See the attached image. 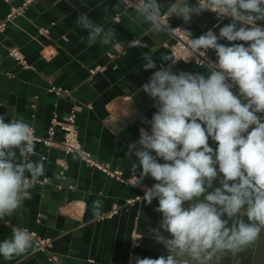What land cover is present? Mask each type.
<instances>
[{"label":"crops","instance_id":"crops-1","mask_svg":"<svg viewBox=\"0 0 264 264\" xmlns=\"http://www.w3.org/2000/svg\"><path fill=\"white\" fill-rule=\"evenodd\" d=\"M22 1L0 0V20ZM160 2L166 7L173 0ZM196 2L187 0L189 4ZM117 3L118 0H38L0 32V105H3L0 116H5V122L23 116L38 135L44 136L54 114L61 120L77 108V128L84 148L101 163L129 176L133 173L132 163L137 162L135 155L126 156L129 145L139 140L141 128L151 132L149 122L157 111L156 101L142 86L161 67H171L174 73H199L205 77L210 67L163 60V55L171 56L169 47L173 39L169 31L149 32L147 24L133 23L122 15L115 7ZM79 13H86L94 23L115 28L114 43L88 46L87 31L75 23ZM167 22L171 27H183L191 32L192 38H198L210 29L219 35L220 27L232 21L205 11L187 24L175 16H167ZM42 29L48 33H41ZM130 41L137 46L128 47ZM140 43H146L147 47H139ZM218 43L247 46L246 42L224 39ZM117 45L124 47V51L119 53ZM10 48H18L30 68L10 57ZM207 51L217 58L214 50ZM146 52L152 55L156 68L144 70ZM51 87L65 92L58 95ZM233 92H238V86ZM257 115L264 118V113ZM62 138L63 133L58 129L55 140L60 142ZM208 142L216 149V142L211 138ZM35 151L38 155L33 160L39 155L47 157L45 174L40 180L48 179V182L36 183L30 189L31 198L13 215L0 220V241L10 238L13 228L20 227L39 237L51 238L52 245L48 253L37 249L33 242V249L12 260L0 256V264H118L127 257L136 218L142 234L137 258L167 256L165 247L156 243L151 233V229H159L162 219V214L155 211L158 200L154 199L150 205L143 199L128 205L130 199L143 195L140 188L87 166L77 154H66L62 147L37 143ZM63 161L68 164L64 176L60 173ZM158 162L165 163L159 158ZM140 171L138 168L135 174L140 176ZM155 183L150 176L141 180L144 189ZM70 185L76 188L71 189ZM219 186L217 179L208 191ZM96 200L103 204L102 217L114 207L119 208L118 213L111 218L97 219L93 215ZM73 201L85 205L80 216L67 214L72 206L63 208ZM190 203L184 202L183 207H189ZM163 235L170 238L167 232ZM221 264L235 262L226 257ZM240 264H264V233L252 248L241 254Z\"/></svg>","mask_w":264,"mask_h":264},{"label":"clouds","instance_id":"clouds-1","mask_svg":"<svg viewBox=\"0 0 264 264\" xmlns=\"http://www.w3.org/2000/svg\"><path fill=\"white\" fill-rule=\"evenodd\" d=\"M115 7L133 23L147 24L151 33L176 31L165 24L166 16L179 17L185 24L205 11L231 18L219 35L209 30L192 38L190 31L183 30L192 56H205L211 49L217 60L207 77L174 73L171 67L153 72L142 86L156 101L151 132L141 128L139 140L129 145L126 156L137 158L132 171L141 170L140 180L150 176L156 181L142 199L149 205L158 200L155 211L162 219L159 229L151 233L168 253L155 259L137 258L135 264H221L226 257L240 264L241 254L264 233V118L257 115L264 113V27L258 23L264 21V0H197L195 4L173 0L166 7L160 0H118ZM75 23L87 31L88 46H109L115 41V28L94 23L86 13H79ZM221 39L247 46H225L218 43ZM135 46L128 42V47ZM162 59L177 61L164 55ZM143 60L144 70L156 68L148 52ZM209 138L217 143L216 149L209 146ZM37 142L23 116L9 122L0 116V220L31 198L30 189L45 174L47 157L32 159L38 155ZM217 179L220 186L209 192ZM184 202L191 203L185 208ZM102 208L100 200L93 202L97 219ZM30 249L33 235L20 227L0 241V256L5 260Z\"/></svg>","mask_w":264,"mask_h":264},{"label":"built area","instance_id":"built-area-1","mask_svg":"<svg viewBox=\"0 0 264 264\" xmlns=\"http://www.w3.org/2000/svg\"><path fill=\"white\" fill-rule=\"evenodd\" d=\"M6 1H9V0H6ZM36 1L38 0H23L19 6H12L9 12L7 13L6 17L0 20V32H4L9 24L13 23L17 17L23 15L26 9L30 7ZM212 13L216 17H218L215 12H212ZM218 18L219 19H231L229 17H224V18L218 17ZM164 22L165 24L168 23L167 16L164 18ZM260 25L264 27V23H261ZM171 28L173 29L177 28L175 32L169 31L173 39V43L170 45L169 49L171 52V57L177 60L175 64L186 63V64H194L198 67H203V66L210 67L211 64L216 62L217 58L212 57L208 53V51L206 52L205 56H199L198 53L192 56V52L189 47L188 37L183 31L184 30L183 27L177 26V27H171ZM40 32L43 34L48 33L46 29H42ZM117 50L119 51V53H121L124 51V47L117 45ZM8 54L10 57H12L16 62H18L23 67L30 68V65H28L25 56L22 54V52L18 48H10L8 50ZM186 59L187 61H185ZM103 69L104 68H101L99 70H103ZM96 72H97V69L91 71L92 74H95ZM50 90L55 92L58 95L65 92L62 88H56V87H51ZM77 116H78L77 108L72 109L71 112L65 117H63V119L61 120L59 119V116L57 114H54L53 117L51 118V122L48 128L47 134L44 136L38 135L34 127H32L34 130L35 136L38 138L37 143L43 144L47 147H62V149L65 151L66 154H77L80 157L81 161L85 163L87 166L98 169L104 172L109 177L115 178L126 185H133L135 187L140 188L143 191V195L139 196L141 197V199L139 197L135 199H130L127 202V204L132 205L136 201H141L145 194L146 188L145 189L143 188L141 184V180L139 179L140 176L134 173H132L129 176H125L123 171L110 168L108 165L101 163L89 151H87L79 139V132L77 128ZM58 129L63 133V138L60 142H57L55 140V135ZM60 166H61L60 173L62 176H64L65 171L68 167V164L67 162L63 161L60 163ZM47 182H48V179H43V180H40L37 184L43 185ZM69 187L71 189L76 188L75 185H70ZM59 188H61V186H59ZM68 206H72L71 211L67 213L71 216H75V215L80 216L84 212V208H85L84 203L81 201H73L63 208H66ZM118 211H119V208L114 207L112 211H110L109 213H106L102 218H111L116 213H118ZM32 235H33V242L35 243L37 249L49 253V249L52 245V239L39 237L35 233H32ZM141 240H142V234L140 233L138 229V218H136L134 227L131 231L130 247L128 250L127 257L125 260L119 262L118 264H135V260L137 259L136 250L138 249V247H140Z\"/></svg>","mask_w":264,"mask_h":264}]
</instances>
